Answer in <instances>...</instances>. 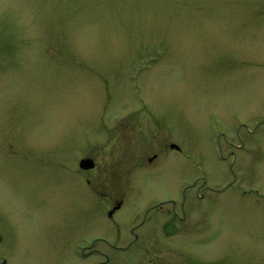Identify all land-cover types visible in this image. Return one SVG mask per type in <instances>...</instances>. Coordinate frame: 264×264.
Wrapping results in <instances>:
<instances>
[{
	"label": "rangeland",
	"instance_id": "obj_1",
	"mask_svg": "<svg viewBox=\"0 0 264 264\" xmlns=\"http://www.w3.org/2000/svg\"><path fill=\"white\" fill-rule=\"evenodd\" d=\"M95 193L124 200L120 239ZM159 203L149 241L94 240L125 245ZM2 248L12 264H264V0H0Z\"/></svg>",
	"mask_w": 264,
	"mask_h": 264
},
{
	"label": "flooded vegetation",
	"instance_id": "obj_2",
	"mask_svg": "<svg viewBox=\"0 0 264 264\" xmlns=\"http://www.w3.org/2000/svg\"><path fill=\"white\" fill-rule=\"evenodd\" d=\"M175 145H176V143L171 140L165 145V147L169 148V149H173L175 151H180V148L175 146ZM158 155H159V153H154L151 157H149L148 158L149 163H151L153 160H155ZM88 158H91V157H88ZM95 166H96V164L94 161V166L88 170H85V171H89L91 169H94ZM92 197L94 198V200L96 202L97 211L102 212L103 208H105L107 218L110 219V221L113 223V226L117 229L115 237L117 239H120V236H119L120 226L113 219H115V215L117 214V212L124 206V200L122 198L109 197V195L102 194V193H95L92 195ZM162 207H163L162 203L153 204V205L149 206V208L146 210L145 215L138 222H137L138 216H139L138 214L135 215L134 217L132 216L131 218H129L130 225L127 226V228L129 229V231H128L129 235L132 236V240L128 241L125 245H120V243H118L119 240H115V239H114V242H116L118 244L112 243L106 237H102V236H96L94 238V240L104 242L108 246H111L117 250H122V251H126V250L131 249L134 245H136L143 238H145L146 240L149 241L151 239V237L155 234V233H153L154 231H152L150 225L147 227V225L149 223H151V220L153 217V214L151 211L153 209H157V208L162 209ZM180 208L183 209V206H180ZM171 212L173 214H170V215L176 216L178 220L184 219V217L177 212L176 207L172 208ZM172 222H173V220H171V223ZM171 223H170V225H167L165 223L163 226H160L159 228L163 229V232L168 233L167 227L174 229ZM145 227L148 228V230L147 231L145 230V232L142 233V228H145ZM155 227L158 228V226L156 224H155ZM170 232L174 233V230H172ZM8 254H9V252L5 248L0 249V264H12V263L8 262V258H7Z\"/></svg>",
	"mask_w": 264,
	"mask_h": 264
},
{
	"label": "water",
	"instance_id": "obj_3",
	"mask_svg": "<svg viewBox=\"0 0 264 264\" xmlns=\"http://www.w3.org/2000/svg\"><path fill=\"white\" fill-rule=\"evenodd\" d=\"M82 169H90L94 166V161L91 158H82L79 162Z\"/></svg>",
	"mask_w": 264,
	"mask_h": 264
}]
</instances>
